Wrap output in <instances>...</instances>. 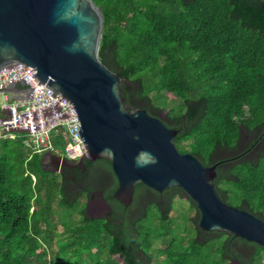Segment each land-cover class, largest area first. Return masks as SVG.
<instances>
[{"label":"trees","instance_id":"1","mask_svg":"<svg viewBox=\"0 0 264 264\" xmlns=\"http://www.w3.org/2000/svg\"><path fill=\"white\" fill-rule=\"evenodd\" d=\"M94 1L103 14L98 55L122 77L125 104L176 129L180 152L219 162L220 197L264 219V0ZM163 93L180 105L161 115ZM42 156L19 137L0 138V264H264L263 246L201 230L198 210L180 229L170 215L179 187L139 183L124 207L107 159L65 160L51 172ZM94 170L112 185L104 217L87 212L102 183Z\"/></svg>","mask_w":264,"mask_h":264},{"label":"water","instance_id":"2","mask_svg":"<svg viewBox=\"0 0 264 264\" xmlns=\"http://www.w3.org/2000/svg\"><path fill=\"white\" fill-rule=\"evenodd\" d=\"M102 29L94 0H0V68L14 62L32 66L38 83L73 105L84 157L110 162L117 182L113 197L124 207L133 202L139 183L157 192L176 186L195 203L201 230L264 247V219L229 205L216 190L219 162L206 165L180 152L176 129L125 104L122 77L98 55ZM51 155L59 172L65 161Z\"/></svg>","mask_w":264,"mask_h":264},{"label":"built area","instance_id":"3","mask_svg":"<svg viewBox=\"0 0 264 264\" xmlns=\"http://www.w3.org/2000/svg\"><path fill=\"white\" fill-rule=\"evenodd\" d=\"M35 71L22 62L0 68V138H21L31 154L52 152L79 161L86 147L77 113L67 99L38 83ZM61 141L63 150L57 149Z\"/></svg>","mask_w":264,"mask_h":264},{"label":"rangeland","instance_id":"4","mask_svg":"<svg viewBox=\"0 0 264 264\" xmlns=\"http://www.w3.org/2000/svg\"><path fill=\"white\" fill-rule=\"evenodd\" d=\"M163 96L166 97V108H165V113L168 111L169 108H173L175 106H179L180 105V101L178 99H176L174 97V95L172 94H168V93H163L162 94ZM158 96L156 100V102L158 104H161V98H163V96ZM57 149L59 150H63V147L60 146V147H57ZM44 165V164H43ZM44 167H48V166H45ZM97 204V203H96ZM59 209L60 207L58 205H55V210L57 212H55L54 214V220L55 222L57 223V228H58V231L61 232L62 231V226H61V221H60V217H59ZM197 212V209L190 206V203H189V200H188V197L183 195L182 197H175L174 199V208L173 210L171 211L170 215L172 216V218L180 223L182 225V227H180V229H184L185 228V222L187 225L191 226L193 224L192 221H189L187 220L188 217H191V216H194ZM106 213H107V208L106 207H102V206H98L96 207L92 213H90L89 215L90 216H93V217H104L106 216ZM78 218V215H74V219H77ZM184 224V225H183ZM181 234H184L183 231H181ZM159 241H156V244H158ZM229 264H238L236 262H229Z\"/></svg>","mask_w":264,"mask_h":264},{"label":"flooded vegetation","instance_id":"5","mask_svg":"<svg viewBox=\"0 0 264 264\" xmlns=\"http://www.w3.org/2000/svg\"><path fill=\"white\" fill-rule=\"evenodd\" d=\"M97 160V159H96ZM95 161V160H93ZM42 163L45 166L46 169L50 170L51 172H54V168H55V158L51 155L50 152H44L43 156H42ZM79 163L82 166V159L79 160ZM82 171H84V169H82ZM93 173H97L99 178L102 181V177H101V172L98 170H94ZM114 175V174H113ZM94 179V177H92V180ZM106 188H112V185H110L109 180L107 179H103L102 183H101V188L100 189H92L90 190L89 196L86 198V202H87V212L90 214L93 212V210L98 207L99 205L102 207H106L107 211L109 210L108 206H107V201L104 197V190ZM103 198L105 199V201L103 200ZM97 203V204H96Z\"/></svg>","mask_w":264,"mask_h":264},{"label":"clouds","instance_id":"6","mask_svg":"<svg viewBox=\"0 0 264 264\" xmlns=\"http://www.w3.org/2000/svg\"><path fill=\"white\" fill-rule=\"evenodd\" d=\"M51 153H52V152H51ZM83 157H84V156H83ZM83 157H82V158H83ZM64 161H65V160H64Z\"/></svg>","mask_w":264,"mask_h":264}]
</instances>
